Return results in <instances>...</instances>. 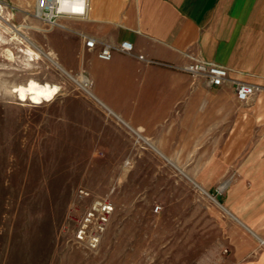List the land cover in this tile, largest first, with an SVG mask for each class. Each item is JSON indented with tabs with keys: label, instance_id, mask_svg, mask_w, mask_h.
Instances as JSON below:
<instances>
[{
	"label": "crops",
	"instance_id": "obj_1",
	"mask_svg": "<svg viewBox=\"0 0 264 264\" xmlns=\"http://www.w3.org/2000/svg\"><path fill=\"white\" fill-rule=\"evenodd\" d=\"M57 28L71 33L74 68L96 99L203 193L157 212L168 222L156 232H189L191 264H264V90L243 104L232 84L182 70L196 58L264 88V0H90L86 18ZM83 36L128 42L133 55L102 60Z\"/></svg>",
	"mask_w": 264,
	"mask_h": 264
},
{
	"label": "rangeland",
	"instance_id": "obj_2",
	"mask_svg": "<svg viewBox=\"0 0 264 264\" xmlns=\"http://www.w3.org/2000/svg\"><path fill=\"white\" fill-rule=\"evenodd\" d=\"M71 37L41 19L36 0H0V264H191L189 232H162L168 221L157 212L202 191L147 155L151 142L73 80L85 74L74 68ZM31 80L59 92L38 105L19 101L14 90ZM107 196L111 231L95 251L76 246V222Z\"/></svg>",
	"mask_w": 264,
	"mask_h": 264
},
{
	"label": "built area",
	"instance_id": "obj_3",
	"mask_svg": "<svg viewBox=\"0 0 264 264\" xmlns=\"http://www.w3.org/2000/svg\"><path fill=\"white\" fill-rule=\"evenodd\" d=\"M38 15L50 25H58L62 18H86L90 10V0H36ZM70 8V9H67ZM88 51H97L98 57L105 61L113 58L115 51L133 55V45L124 42L119 48L99 43L93 38L83 36ZM193 77L204 78L213 87H221L227 83L234 86L235 95L239 102H251L264 88L229 77V70L213 62L192 58V62L182 69ZM159 208H156L158 211ZM115 205L109 196L94 199L87 207L84 215L76 222L72 241L86 250L95 251L99 248L111 223Z\"/></svg>",
	"mask_w": 264,
	"mask_h": 264
},
{
	"label": "bare ground",
	"instance_id": "obj_4",
	"mask_svg": "<svg viewBox=\"0 0 264 264\" xmlns=\"http://www.w3.org/2000/svg\"><path fill=\"white\" fill-rule=\"evenodd\" d=\"M42 54L56 65V63L48 54L45 53ZM57 67L59 68V66ZM59 69L64 72V70L61 67ZM73 80L76 81L83 90H85L90 94V91L87 89L89 86V80L85 75L81 74L78 79L73 78ZM58 92L59 90L58 87L56 86L53 87L49 84H39L33 80H31L29 84H27L26 86L18 87L17 89L14 90V93L17 95L19 101L21 102L29 101L35 105L53 100L58 94Z\"/></svg>",
	"mask_w": 264,
	"mask_h": 264
}]
</instances>
